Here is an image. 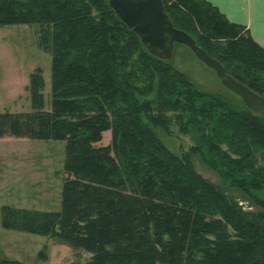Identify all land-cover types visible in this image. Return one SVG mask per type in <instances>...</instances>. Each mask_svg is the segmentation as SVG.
I'll use <instances>...</instances> for the list:
<instances>
[{
	"label": "trees",
	"instance_id": "16d2710c",
	"mask_svg": "<svg viewBox=\"0 0 264 264\" xmlns=\"http://www.w3.org/2000/svg\"><path fill=\"white\" fill-rule=\"evenodd\" d=\"M173 25L264 96V47L208 0H163ZM39 24L51 53V107L40 68L28 111L0 112V137L64 141L60 210L3 205L1 224L89 254L71 264H264V209L244 211L155 133L176 122L226 180L264 189V116L200 90L152 55L108 0H0V25ZM111 131L110 142L103 133ZM250 191L248 193H250ZM251 194L253 204L264 202ZM36 258L47 260V245ZM0 264H26L0 257Z\"/></svg>",
	"mask_w": 264,
	"mask_h": 264
},
{
	"label": "rangeland",
	"instance_id": "374dc122",
	"mask_svg": "<svg viewBox=\"0 0 264 264\" xmlns=\"http://www.w3.org/2000/svg\"><path fill=\"white\" fill-rule=\"evenodd\" d=\"M41 31L39 24L0 25V112L30 110L28 85L30 74L36 68L42 71L44 106L50 109L52 58L49 51L38 45ZM170 61L200 90L219 96L237 110L246 109L243 99L228 89L216 71L202 62L186 45L177 43ZM154 129L161 141L174 153L180 155L183 150L187 151L196 170L223 186L226 193L236 200L244 211L259 212L264 209L253 204L250 199V193H253L264 202V189L259 192L254 189L250 191L252 183L248 181V177L245 181L247 190L236 185V182L226 180L219 169L207 163L200 153L192 152L195 140L190 133L180 131L176 122L171 125V135L162 128ZM110 137L111 131H104L100 144L110 142ZM260 152L257 151L253 159L255 167L258 164L264 165ZM63 166L64 141L30 139L9 134L0 137L1 258L13 259L19 255L23 246L26 252L20 258L30 264H71L73 261L84 263L89 258L86 252L76 250L66 243L42 235L6 230L1 224L3 205L41 211L60 210L62 185L66 176ZM21 235H27L29 238H20ZM44 245H47V260L36 258Z\"/></svg>",
	"mask_w": 264,
	"mask_h": 264
},
{
	"label": "water",
	"instance_id": "95a60500",
	"mask_svg": "<svg viewBox=\"0 0 264 264\" xmlns=\"http://www.w3.org/2000/svg\"><path fill=\"white\" fill-rule=\"evenodd\" d=\"M108 4L152 55L170 60L177 43L186 45L216 71L222 83L238 94L251 111L264 116V96L229 74L222 62L199 46L190 34L175 27L163 0H108Z\"/></svg>",
	"mask_w": 264,
	"mask_h": 264
},
{
	"label": "crops",
	"instance_id": "0c3cea01",
	"mask_svg": "<svg viewBox=\"0 0 264 264\" xmlns=\"http://www.w3.org/2000/svg\"><path fill=\"white\" fill-rule=\"evenodd\" d=\"M208 1H210L213 5H215L230 21L244 25L250 31L253 39L264 47V0H208ZM3 229L6 228L3 227ZM6 230H10V229H6ZM10 231L27 233L19 230H10ZM20 238H29V237H27V235H21ZM24 252H26L25 246L22 247L21 251L19 250V255L14 256L13 259H17L19 257L18 258L19 261L26 263L23 261L22 258H20L22 257L21 255H24ZM32 257L34 258L35 256ZM8 258L9 257H7V259ZM26 264H30V263H26Z\"/></svg>",
	"mask_w": 264,
	"mask_h": 264
}]
</instances>
